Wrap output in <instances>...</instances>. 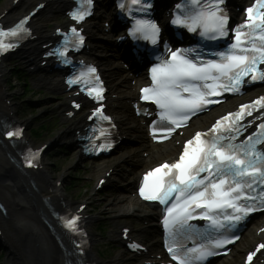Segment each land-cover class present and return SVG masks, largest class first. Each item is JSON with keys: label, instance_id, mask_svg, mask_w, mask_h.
Wrapping results in <instances>:
<instances>
[{"label": "snow or ice", "instance_id": "snow-or-ice-1", "mask_svg": "<svg viewBox=\"0 0 264 264\" xmlns=\"http://www.w3.org/2000/svg\"><path fill=\"white\" fill-rule=\"evenodd\" d=\"M138 2L139 0H132L133 4ZM220 2L222 0H217V4ZM88 3L90 4L91 0H88ZM193 3L198 4V0H193ZM261 7H264V2L261 3ZM218 11V8L209 7L206 11L201 10L183 18L177 17L173 23L183 24L189 31L200 28L202 36L215 40L227 35V17L218 15ZM248 12L251 19L253 9H248ZM87 14L74 13L73 18L78 21L83 20ZM26 22L27 19L22 20L7 33L0 31V37L16 36L19 32L25 31ZM137 23L139 27L136 30L156 43L159 32L156 25L147 21ZM252 27L261 28L259 40L262 43L257 45L255 41L247 39L250 33H242L238 29L235 43L231 45L229 51L217 53L220 57L219 61L197 62L184 55L183 50L172 52L170 60L152 68L153 84L142 89L144 93L142 99L156 104L160 110L158 115L161 121L179 127L181 121L188 120L190 115L201 109L202 105L213 102L207 99L208 96L219 95L221 90L239 91L240 86L245 83L244 77L249 75L253 81L264 80V71L257 69L258 64H264V17L261 18L260 25L253 24ZM82 39L80 37L81 41ZM12 46L0 39V50ZM97 95L99 96V93ZM261 100L264 101V98ZM224 119L227 120L228 117ZM219 124L220 122H217V127ZM259 127L264 129V124ZM173 130L171 127L167 128L169 133ZM213 131H216V128ZM7 135L12 137L19 133L8 132ZM202 135L205 134L197 133L194 140L187 142L178 162L165 163L145 176L146 182L149 177L156 178L149 193L146 194L145 187L140 189L141 196L146 200H158L161 204L173 201L166 209L167 215L163 222L165 230L173 237V245L168 247V251L177 264H197L215 254L213 247L219 248L231 242L209 239L208 243L197 244L194 240L193 246L187 248L180 243L177 237L190 238L192 225L188 222L197 218L195 209L206 210L200 214V218L210 221L211 227L219 230L225 227L223 221L238 222L253 210L240 201L253 199L245 189H252L253 183L257 180L264 182V167L258 166L264 164V157L256 153L255 144L242 146L238 150L237 146L230 143L221 144L219 141L222 137L202 140ZM251 139L249 137V140ZM201 173L207 175L201 176ZM165 177L168 179L166 180ZM246 177L249 179H245ZM217 209H232L233 213H225L222 221L220 213L215 211ZM75 225V218L66 221V227L70 230L74 231ZM260 247L264 248V245ZM252 255L254 253L249 255V261Z\"/></svg>", "mask_w": 264, "mask_h": 264}, {"label": "bare ground", "instance_id": "bare-ground-1", "mask_svg": "<svg viewBox=\"0 0 264 264\" xmlns=\"http://www.w3.org/2000/svg\"><path fill=\"white\" fill-rule=\"evenodd\" d=\"M11 0L10 3L5 5L0 11V21L2 23H11L17 14L15 10L20 5H26L37 1V0H17L15 5ZM235 0V3L245 5L248 0ZM62 3V2H61ZM63 4V3H62ZM64 5V4H63ZM16 6V7H15ZM15 7V8H14ZM61 4L54 5V7H49L46 9L48 14H59L61 11ZM34 33L37 38H42L45 36L44 29L39 25H33ZM108 37V36H107ZM94 45V38L91 37ZM96 41V40H95ZM93 47V52L96 48L101 49H115V46L110 44L107 38L99 37V41H96V44ZM123 54V48L120 50ZM37 49L33 45L28 44L27 48L23 51L24 60L28 63L29 66H33L35 55ZM113 53L110 55L111 59H117L120 54ZM107 53L104 56H98L90 54V58L94 61H97L105 69V77L111 83V92L112 94L118 95L120 98L114 101V103L119 102V99L125 101H132L133 95L136 93V88L143 79V74L134 71L132 78L120 75L117 79V83L112 81L113 79V66L109 67L107 59ZM4 74V70H0V75ZM1 81V80H0ZM2 82V81H1ZM131 82H134V86L131 85ZM37 84L42 85L51 91H60L61 86L59 82L55 79H39L36 81ZM5 93L0 89V115L7 116L8 112H11V105H6L2 103V98H4ZM221 108L226 109L227 103ZM114 111L117 115L119 137H128L131 139V144L125 145L123 152L120 154V157L114 158L115 162L124 161L126 164L132 166L134 177L139 176V174L149 168L148 166L151 163H157L162 161L163 158H166L173 154L175 151V146L166 144L162 148H155L151 146L147 138L145 137V132L141 127L140 123L136 119H132L128 111L121 105H117L114 108ZM215 117V113L211 112L208 115H203L202 117L197 118L190 127L186 130V133L189 134L197 128H203L208 122H211ZM75 130H78L80 123L74 124ZM74 129H69L71 133ZM125 143L121 142V145ZM75 148L77 146L73 145ZM2 148L0 146V203H2L7 211L6 216H3L0 213V229L2 231V242L9 247V256H12L10 264H63V252L58 246L54 235L51 236V231H49L46 225L38 217L47 218V209L42 203V200L48 198V202L51 206L55 207L56 202L58 204L63 201L62 191L60 188L51 185L50 177L44 171L43 166L40 170L36 171H26L27 175H21L14 166L10 163L7 158L6 153H12V149L8 146ZM78 149V148H77ZM106 162H103L102 168H105ZM110 168H114L113 164H110ZM31 181L34 185V191L29 187L26 190H23L22 182ZM127 189H131L127 187ZM124 190L122 199L120 200L123 204V208L118 211L120 216H140L141 218L147 219V227L144 231H140L134 234V238L142 237L149 230H154L156 227L155 223V209L149 207L150 210H143L140 204L134 197H132L131 191ZM125 196V197H124ZM61 205V204H60ZM68 205V204H67ZM66 205V206H67ZM57 210V209H56ZM87 218L84 219L85 223ZM258 223H254L252 226L248 227L243 233V238L239 239L235 246L238 245L240 241L241 247L235 250L241 251L245 249L248 243L256 242L258 238L263 239V235H256V230L258 229ZM64 244V243H63ZM234 246V247H235ZM157 251L156 246H152L148 251V254L142 256L141 258L144 261L150 263L160 264L165 262L163 259L157 260L152 257ZM238 253V252H237ZM231 254V252H230ZM227 256V258L230 256ZM261 254H264V250ZM85 257L90 260L91 263L100 264L94 257L91 249H87L85 252ZM227 258L222 259L217 264H230L227 261ZM234 264V263H232Z\"/></svg>", "mask_w": 264, "mask_h": 264}, {"label": "rangeland", "instance_id": "rangeland-1", "mask_svg": "<svg viewBox=\"0 0 264 264\" xmlns=\"http://www.w3.org/2000/svg\"><path fill=\"white\" fill-rule=\"evenodd\" d=\"M10 1L0 0V11ZM28 6L20 5L15 10V14L18 16L24 14L29 8ZM62 22V14L51 15L45 12L38 15L34 20V24L41 26L47 35L51 32L53 26L60 25ZM94 25L99 32L100 22H96ZM96 36L98 37L99 34ZM103 52H105L104 54L109 53L105 49ZM104 54L101 52L96 53L98 56ZM107 58H110V55ZM106 61L109 67L113 66L111 69L113 72L112 76L114 83H116V79L120 75H123L124 71L115 59L110 58ZM22 62L20 57L16 56L14 59L4 62L0 68V70H4V74L0 77L2 81H0V89L5 93L2 103L9 102L12 109V115L8 116L24 125V134L31 146L37 147L55 141L52 147L43 155L41 162L43 169L50 177L51 185H54L57 181L59 182L57 187L61 189L63 201L66 204L76 206L83 202L86 203L84 214L90 218L86 224V229L91 237L90 249L96 260L100 264H139L138 261H134L133 257L127 255L122 249L117 237L120 225H126L130 229L132 227V231L137 233L144 231L148 222L145 223L140 216H120L118 214V211L123 208V204L120 201L122 198L120 193L126 187H132L136 181V177L133 175L132 167L124 161L114 162V157H120V151L123 152L125 145L131 144V139L126 137L124 139L125 143L121 145L119 151H116L113 156L99 162L84 160L79 155V150L73 147H70L66 153L57 152L62 142H70L68 130L74 123L80 121L82 114L75 116L70 123L64 122L60 112L65 109L66 101L64 97H59L58 93L35 84V80H38L43 75L32 77L30 85L34 86L30 92H24V86L17 82L15 73L16 67L21 72L25 71ZM106 80L108 81V79ZM107 85L109 87V81ZM123 104L122 102L118 103V105L127 109L124 106L126 104ZM40 127H43V129L38 130ZM32 131H38L39 137L32 139L30 136ZM105 161L114 165L113 170L110 168V183L104 186L102 190L95 191L94 188L97 180L108 169L107 165L105 168H102V162ZM72 180H76L77 182L74 188L69 189ZM21 185L24 191L26 188H32L30 181L22 182ZM141 208L143 210L148 209L143 206ZM38 218L40 219V217ZM99 227H102V229H99ZM140 239L144 244L153 245L155 243V231L148 230ZM1 245L0 255L4 254L5 257L0 260V264H10L12 259V256H9L10 249L4 243ZM239 247H241V242L234 248L227 259L228 263L240 264L242 253L241 251L235 252Z\"/></svg>", "mask_w": 264, "mask_h": 264}, {"label": "trees", "instance_id": "trees-1", "mask_svg": "<svg viewBox=\"0 0 264 264\" xmlns=\"http://www.w3.org/2000/svg\"><path fill=\"white\" fill-rule=\"evenodd\" d=\"M31 137L34 138V139H35V138H38V137H39V133H38V132H35V131H32V132H31ZM75 182H76V181L73 180V181H72V184H75Z\"/></svg>", "mask_w": 264, "mask_h": 264}]
</instances>
